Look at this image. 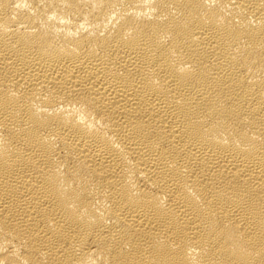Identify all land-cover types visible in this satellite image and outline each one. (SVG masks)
Returning <instances> with one entry per match:
<instances>
[{"label":"bare ground","instance_id":"bare-ground-1","mask_svg":"<svg viewBox=\"0 0 264 264\" xmlns=\"http://www.w3.org/2000/svg\"><path fill=\"white\" fill-rule=\"evenodd\" d=\"M0 264H264V0H0Z\"/></svg>","mask_w":264,"mask_h":264}]
</instances>
